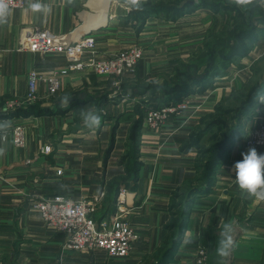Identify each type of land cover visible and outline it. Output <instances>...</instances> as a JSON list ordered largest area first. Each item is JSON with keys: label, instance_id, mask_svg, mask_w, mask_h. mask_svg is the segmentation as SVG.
Returning <instances> with one entry per match:
<instances>
[{"label": "crops", "instance_id": "0c3cea01", "mask_svg": "<svg viewBox=\"0 0 264 264\" xmlns=\"http://www.w3.org/2000/svg\"><path fill=\"white\" fill-rule=\"evenodd\" d=\"M35 2L25 0L23 8H9L6 23L0 24V123L10 122L0 129V264H155L156 254L171 235L166 226L172 196L195 171L196 150L183 146L202 117L212 113L229 92L207 89L205 98L201 95L181 119H169L158 132L149 131L140 117L137 168L126 182L122 181L126 172L120 160L127 150L134 112L155 107L151 96L158 97L159 91H153L149 83L159 88L166 85L177 64L190 63L192 55L202 59L193 63L197 69L205 66L206 57L198 48L210 18L204 26L192 19L208 12L197 9L176 20L153 17L141 23L130 15L126 0H39L48 11H33ZM31 26L45 28L68 42L91 36L96 51L104 57L135 46L143 48L144 57L134 74L122 80L119 91L111 78L75 72L62 78L60 90L51 97H44L41 88L42 98L32 104L39 103V109L48 113L4 117L15 111L6 110L5 103L24 99L31 70L49 74L65 65L61 56L41 57L17 50L21 29ZM65 95L72 99L62 107ZM86 106L99 111V128L85 127L79 110ZM260 121H264V104L257 99L254 112L242 122L244 136L232 141L222 154L211 186L192 201L169 264H196L199 248L206 250L203 264H218L215 250L220 226L229 221L234 225L236 247L226 264H264V187L252 195L242 194L234 169L242 160L241 153L249 149L245 138ZM16 125L26 130L24 148L12 143L11 131ZM256 150L264 154V148ZM121 186L127 190V206L133 212L130 222L139 236L123 259L108 258L101 251L63 250L65 235L46 229L40 215L31 210L38 197L92 200L102 193L94 215L101 220L114 211Z\"/></svg>", "mask_w": 264, "mask_h": 264}, {"label": "trees", "instance_id": "16d2710c", "mask_svg": "<svg viewBox=\"0 0 264 264\" xmlns=\"http://www.w3.org/2000/svg\"><path fill=\"white\" fill-rule=\"evenodd\" d=\"M252 1L250 4L238 5L234 0H141L142 10L131 8L130 15L141 23L153 17L164 21L176 20L197 9L207 10L211 14V25L198 48V52L206 57L205 66L202 70L192 65L186 69L185 63L180 62L166 85L159 88L150 82L149 86L152 90L159 91L158 97L151 96V101L155 103L154 108L177 104L196 90L202 92L213 79L230 70L231 63L236 57H246L252 51L258 39L264 37V9L256 4V0ZM220 21H223V24L218 29ZM260 71V68H253L256 74ZM262 89H264V81L255 82L249 88L244 85L240 91L230 96L229 101L236 102L234 106L230 107V102L228 106H223L221 103L215 105L213 112L202 117L190 134L189 141L183 148L185 150L197 148L195 171L192 178L186 181L190 183L185 194H180L178 190L172 196L169 207L170 222L166 226L171 235L164 242L161 250H158L155 264H169L175 255L192 201L211 186L222 154L235 138L242 136V122L256 107L257 93L262 92ZM38 106L39 103L27 105L26 109L9 111L10 113H5L4 117L48 113ZM144 111L137 109L134 112L135 118L133 117V125L128 133L127 150L120 160V163L126 167L123 182H126L137 168L136 147L141 129L140 117H143ZM226 116L230 117L226 118ZM214 129L216 132L213 133ZM208 133L214 138L213 144L207 147L201 146V140ZM192 179L198 181L197 186Z\"/></svg>", "mask_w": 264, "mask_h": 264}, {"label": "built area", "instance_id": "2783aa9c", "mask_svg": "<svg viewBox=\"0 0 264 264\" xmlns=\"http://www.w3.org/2000/svg\"><path fill=\"white\" fill-rule=\"evenodd\" d=\"M6 3L8 8L21 9L25 5V0H6ZM17 50H26L41 57L61 56L65 60V65L49 74H42L36 69L31 70L28 74V87L24 99L21 102L5 103L6 110H16L40 100L41 88L44 97L55 95L60 90L62 78L75 72H90L96 76L111 78L115 91H119L122 80L134 74L137 63L144 57V50L139 46L104 57L96 51L95 41L91 36L68 42L37 26L21 29ZM190 99L184 98L177 104H169L159 109L147 108L143 116L145 127L151 132H158L169 119H181L183 115L180 112L186 108ZM11 135L15 147H25L26 130L23 126H14ZM245 145L248 148H264V121L258 122L249 131ZM43 150L46 153L50 152L48 147ZM126 194V188L121 186L114 211L101 220L96 219L94 215L103 197L102 193L92 200H73L64 195L51 198L38 197L32 202L31 210L40 215L46 229L65 235L63 250L80 253L101 251L108 258L123 259L130 255L132 245L139 240L130 222L129 217L133 212L127 206ZM206 258V250L199 248L196 264H203Z\"/></svg>", "mask_w": 264, "mask_h": 264}, {"label": "clouds", "instance_id": "9594fccd", "mask_svg": "<svg viewBox=\"0 0 264 264\" xmlns=\"http://www.w3.org/2000/svg\"><path fill=\"white\" fill-rule=\"evenodd\" d=\"M238 5L252 3V0H234ZM130 8L142 10L141 0H126ZM264 3V0H261ZM33 11H48V7L37 2L31 4ZM9 15V8L6 0H0V24L6 23ZM258 101L264 104V92L257 93ZM71 95L61 98V106L70 105ZM79 114L85 127L97 129L100 127L101 118L99 111L94 107L86 106L79 110ZM10 122L0 123V129H6ZM242 160L234 164L235 180L242 194H255L257 189L264 187V154H259L255 147H250L246 152L241 153ZM220 235L217 241L216 255L220 258L218 264H226V259L236 247L234 239V225L232 222H225L220 226ZM191 243V240L188 241Z\"/></svg>", "mask_w": 264, "mask_h": 264}, {"label": "rangeland", "instance_id": "374dc122", "mask_svg": "<svg viewBox=\"0 0 264 264\" xmlns=\"http://www.w3.org/2000/svg\"><path fill=\"white\" fill-rule=\"evenodd\" d=\"M256 4L259 5L262 9H264V3H261V0H256ZM204 12H205V10H204ZM206 12H208V11H206ZM208 18H211V14L209 12H208V14L207 13H198L197 15H195L193 17L192 23H196L197 25L204 26L209 21ZM209 22L210 23H208V27L211 25V21H209ZM222 24H223V21H220L219 27H217V28L219 29ZM190 30H191V27H189L188 31H190ZM185 31L188 32L187 30H185ZM250 54H248L246 57H236L234 59V61H232V63H231L230 70H228L224 75H220L218 78L213 79V81L211 83L206 85V88L203 89L202 92H199L195 89L196 91L193 92V94L195 95L194 97H190V95L185 97L187 99L192 98V99H190L192 101H189V104L186 106L185 109H187V110L183 109L180 113H182V115H183L188 110L190 111V109H191L190 105H192V103L194 101L195 102L198 101L199 99H197V98H200L201 95H202L201 98H205V96H203V94H204V92L206 94L207 89L212 91V90H215L217 88H219L221 90L224 88L225 89L224 91H228L229 95H227V97H225L224 100H221L219 102L223 106H228V103L230 102L229 100L231 99L230 96L232 94H236L237 91H240L244 85H247V88H249L255 82L260 83L262 81V79H264V78H262V77H264V37H260L258 39V41L254 44ZM189 60H190V63H185L186 69H188V66H190V65L194 66L193 63H195V64L200 63V61L202 59H200L197 56L193 57V55H192V57H190ZM178 65L179 64H177V66ZM157 67H158V69H161V68H159L160 65ZM254 67L260 68V70H261L260 73L259 72L257 74L254 73L253 72ZM219 78L221 79V81L216 82V80ZM170 79H171V77H169L168 79L166 78L165 83H167ZM223 81H224V83H223ZM158 82H160V81H158ZM215 82H216V84H215ZM262 91H264V90H262ZM219 103H217L216 105H218ZM230 103H231L230 107L234 106L236 104L235 101L234 102L231 101ZM254 110H255V108H254ZM254 110L252 112H254ZM227 117H230V116H226V118ZM136 118H137V116H136ZM228 120H229V118H228ZM241 130L243 132L242 135L244 136V128L242 125H241ZM247 130H249V128ZM214 132H216L215 129H214L213 133ZM188 141H189V139L186 140V142H188ZM190 141H191V139H190ZM213 142H214V138L211 137V133H208L201 140V146L207 147V146H210L211 144H213ZM195 150H196L195 151L196 152L195 156H196L197 155V148H195ZM194 162H195V160H194ZM125 169H126V167H125ZM192 182L194 183L195 186L198 185V181L196 182L195 180L192 179ZM189 183L190 182H185L184 184H182V187L179 189L180 194H185L186 189L189 186Z\"/></svg>", "mask_w": 264, "mask_h": 264}, {"label": "water", "instance_id": "95a60500", "mask_svg": "<svg viewBox=\"0 0 264 264\" xmlns=\"http://www.w3.org/2000/svg\"><path fill=\"white\" fill-rule=\"evenodd\" d=\"M262 78H264V77H262ZM262 81H264V79H262Z\"/></svg>", "mask_w": 264, "mask_h": 264}]
</instances>
